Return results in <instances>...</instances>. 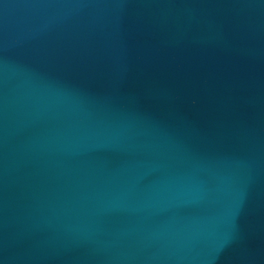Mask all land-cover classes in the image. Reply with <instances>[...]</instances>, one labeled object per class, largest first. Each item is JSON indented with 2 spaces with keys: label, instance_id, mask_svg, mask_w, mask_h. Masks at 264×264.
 Masks as SVG:
<instances>
[{
  "label": "water",
  "instance_id": "95a60500",
  "mask_svg": "<svg viewBox=\"0 0 264 264\" xmlns=\"http://www.w3.org/2000/svg\"><path fill=\"white\" fill-rule=\"evenodd\" d=\"M0 264H264V0H0Z\"/></svg>",
  "mask_w": 264,
  "mask_h": 264
}]
</instances>
